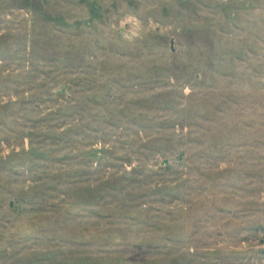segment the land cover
I'll return each instance as SVG.
<instances>
[{
	"label": "rangeland",
	"instance_id": "rangeland-1",
	"mask_svg": "<svg viewBox=\"0 0 264 264\" xmlns=\"http://www.w3.org/2000/svg\"><path fill=\"white\" fill-rule=\"evenodd\" d=\"M0 264H264V0H0Z\"/></svg>",
	"mask_w": 264,
	"mask_h": 264
}]
</instances>
